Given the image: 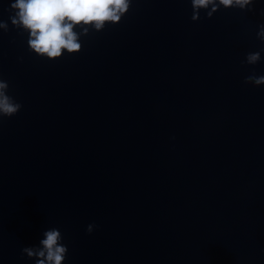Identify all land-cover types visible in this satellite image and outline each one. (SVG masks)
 Returning a JSON list of instances; mask_svg holds the SVG:
<instances>
[{
    "label": "water",
    "instance_id": "obj_1",
    "mask_svg": "<svg viewBox=\"0 0 264 264\" xmlns=\"http://www.w3.org/2000/svg\"><path fill=\"white\" fill-rule=\"evenodd\" d=\"M12 2L0 264H36L22 249L51 228L63 264H264V85L245 83L264 75V0L198 21L191 0H133L59 59L30 50Z\"/></svg>",
    "mask_w": 264,
    "mask_h": 264
},
{
    "label": "clouds",
    "instance_id": "obj_2",
    "mask_svg": "<svg viewBox=\"0 0 264 264\" xmlns=\"http://www.w3.org/2000/svg\"><path fill=\"white\" fill-rule=\"evenodd\" d=\"M255 0H191L192 20L198 21L201 9L208 10L211 18L221 6L252 11ZM133 0H14L9 11L11 23L29 34L28 45L36 54L49 59H59L67 51L75 54L82 50L81 36L94 29L102 31L107 24L118 23L131 8ZM264 15V12H262ZM8 23L0 20V29L7 31ZM79 28L80 31H76ZM257 37L264 41V24L259 25ZM261 61L260 52H250L245 63L255 65ZM245 83L264 85V75L255 73L245 77ZM9 84L0 78V120L17 114L22 105L8 95ZM96 225L89 224L91 233ZM39 246L22 249L36 264H63L68 248L62 243L60 230L51 228L43 232Z\"/></svg>",
    "mask_w": 264,
    "mask_h": 264
}]
</instances>
